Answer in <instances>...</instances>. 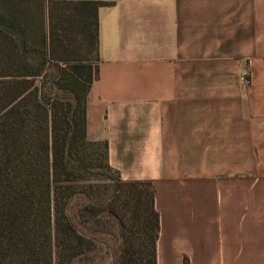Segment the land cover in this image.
I'll return each instance as SVG.
<instances>
[{"label":"crops","instance_id":"0c3cea01","mask_svg":"<svg viewBox=\"0 0 264 264\" xmlns=\"http://www.w3.org/2000/svg\"><path fill=\"white\" fill-rule=\"evenodd\" d=\"M85 136L148 181L156 264H264V0H89Z\"/></svg>","mask_w":264,"mask_h":264},{"label":"trees","instance_id":"16d2710c","mask_svg":"<svg viewBox=\"0 0 264 264\" xmlns=\"http://www.w3.org/2000/svg\"><path fill=\"white\" fill-rule=\"evenodd\" d=\"M100 5L89 0H35L31 21L43 49L41 57L59 60L50 50L56 44L63 51L71 49L67 39L56 35V21L82 6L93 11L91 47L97 63L96 11ZM12 7L18 8L12 15L0 12V264H71L80 255L86 240L74 232L67 206L78 191L91 146L101 148L103 168L114 172L122 186L135 192L138 186L143 188L135 199H129L133 202L129 231L145 237L142 247L147 259L140 264H156L159 218L151 183L120 180L108 165L106 142L88 141L85 136V102L97 64L77 66L74 61L86 60L63 58L65 64L56 67L55 75L45 71L46 60L33 66L25 32L33 23L29 24L25 13L19 15L20 9L31 11L33 5L12 0ZM44 24H48L47 33ZM83 74L86 78L80 82L78 76ZM141 195L146 198L149 218L141 215Z\"/></svg>","mask_w":264,"mask_h":264},{"label":"rangeland","instance_id":"374dc122","mask_svg":"<svg viewBox=\"0 0 264 264\" xmlns=\"http://www.w3.org/2000/svg\"><path fill=\"white\" fill-rule=\"evenodd\" d=\"M33 5V9H20L19 15L25 13L27 19L35 16V0H27ZM105 3V2H98ZM29 6V5H28ZM17 7H12V0H0V12L6 16L16 12ZM80 10V11H79ZM33 23V22H32ZM44 31H49L48 24H44ZM93 31V11L90 7L76 6L66 16L56 21V35L60 39L69 41L68 51L60 50L58 45L50 47L51 53L59 58L52 60L49 56L41 57L43 49L39 48L36 39V27L27 28V47L30 50L29 62L36 65L46 60L44 69L51 75L56 74V67L65 64L63 58H74L84 61H74L75 65L90 64L94 66L95 53L92 50L91 32ZM44 33V34H45ZM47 38V37H46ZM40 49V51H39ZM39 51V52H38ZM47 54V51H46ZM80 73L81 70H78ZM78 73V74H79ZM80 82L86 78L85 74L78 76ZM39 79L36 78V81ZM49 83L47 84V86ZM80 95L83 86L78 87ZM45 94L49 91L45 89ZM61 97V96H60ZM68 99L70 96H66ZM98 146L87 149L85 169H81V180L77 183L78 191L71 197L67 206V215L76 234L85 238L86 243L81 248V253L71 264H140L146 262L147 251L142 247L145 242L144 235L140 238L129 231V212L133 202H129L130 196L134 197L143 188L138 186L135 192L133 188L122 186L116 174L103 168ZM139 208L142 216H148L146 211V198L140 196ZM115 212V217L112 212ZM143 221V219H142ZM140 247L141 251L139 250ZM144 251V252H143Z\"/></svg>","mask_w":264,"mask_h":264}]
</instances>
